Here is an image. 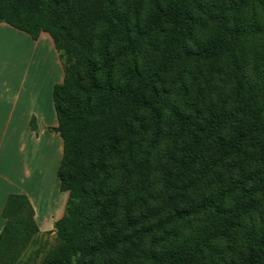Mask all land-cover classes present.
<instances>
[{
    "label": "trees",
    "instance_id": "1",
    "mask_svg": "<svg viewBox=\"0 0 264 264\" xmlns=\"http://www.w3.org/2000/svg\"><path fill=\"white\" fill-rule=\"evenodd\" d=\"M0 24L61 60L67 193L38 262L8 195L0 264H264V0H0Z\"/></svg>",
    "mask_w": 264,
    "mask_h": 264
},
{
    "label": "crops",
    "instance_id": "2",
    "mask_svg": "<svg viewBox=\"0 0 264 264\" xmlns=\"http://www.w3.org/2000/svg\"><path fill=\"white\" fill-rule=\"evenodd\" d=\"M16 70L14 67V82H10L9 78L4 79L5 70L0 67V232L5 225L2 209L10 194H24L28 198L39 232H44L63 215L66 203L64 199L58 204L49 201L45 203L48 207L42 208L44 203L41 204L35 193L43 156L47 162L53 152L56 162L60 152L61 158L62 143L53 131L56 116L49 98L56 83L47 86L46 103L42 104L41 83L33 80L27 87L25 76L17 81ZM31 120L34 129L30 126Z\"/></svg>",
    "mask_w": 264,
    "mask_h": 264
},
{
    "label": "rangeland",
    "instance_id": "3",
    "mask_svg": "<svg viewBox=\"0 0 264 264\" xmlns=\"http://www.w3.org/2000/svg\"><path fill=\"white\" fill-rule=\"evenodd\" d=\"M0 67L5 70L2 73L4 79L7 77L10 82L14 80V73L12 72L14 67L17 68V81H22L25 76L27 87L28 83L33 82V80L36 83L40 82L42 86V104L46 103L47 86L51 83H59L63 78L61 60L47 34L42 33L37 40H32L25 33L5 24H0ZM49 98L51 100V95H49ZM59 153L56 162L53 152L48 157L47 162H45V156H43L40 182L35 189L36 198L41 201V204L44 203L42 208L48 207L45 203L49 201L58 204L63 199L65 202L67 200V193L60 190L56 176L60 161ZM36 236V242L31 244L24 255V258H26L30 252L40 250V255L34 258L33 262H38L44 252L58 242L54 226L50 230L39 232Z\"/></svg>",
    "mask_w": 264,
    "mask_h": 264
}]
</instances>
